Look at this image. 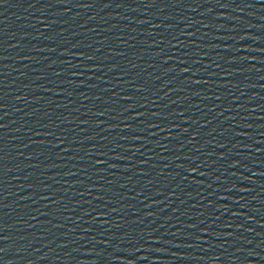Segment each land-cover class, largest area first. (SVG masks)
I'll use <instances>...</instances> for the list:
<instances>
[{
  "label": "water",
  "instance_id": "1",
  "mask_svg": "<svg viewBox=\"0 0 264 264\" xmlns=\"http://www.w3.org/2000/svg\"><path fill=\"white\" fill-rule=\"evenodd\" d=\"M0 125V264H264V0H0Z\"/></svg>",
  "mask_w": 264,
  "mask_h": 264
},
{
  "label": "snow or ice",
  "instance_id": "2",
  "mask_svg": "<svg viewBox=\"0 0 264 264\" xmlns=\"http://www.w3.org/2000/svg\"><path fill=\"white\" fill-rule=\"evenodd\" d=\"M182 71H183V72H187V71H189V69L184 68V69H182ZM129 99H131V98H129ZM0 127H3V126L0 125ZM98 163H104V162H103V161H98ZM110 167H111V165H110ZM144 259H146V257H144Z\"/></svg>",
  "mask_w": 264,
  "mask_h": 264
}]
</instances>
